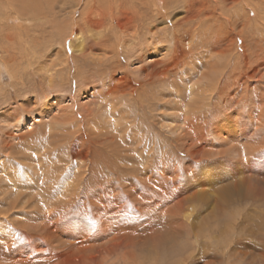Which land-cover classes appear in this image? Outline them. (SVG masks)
Listing matches in <instances>:
<instances>
[{
  "label": "rangeland",
  "instance_id": "1",
  "mask_svg": "<svg viewBox=\"0 0 264 264\" xmlns=\"http://www.w3.org/2000/svg\"><path fill=\"white\" fill-rule=\"evenodd\" d=\"M169 1L151 57L155 0H0V264H264V0Z\"/></svg>",
  "mask_w": 264,
  "mask_h": 264
},
{
  "label": "bare ground",
  "instance_id": "2",
  "mask_svg": "<svg viewBox=\"0 0 264 264\" xmlns=\"http://www.w3.org/2000/svg\"><path fill=\"white\" fill-rule=\"evenodd\" d=\"M129 1V0H128ZM150 1V0H149ZM168 1L169 0H155V3L152 5V9L154 8V13H155V16H152V17H156L157 19H159V20H155L154 21V24H153V26L151 25H149V27H148V24H147V27H146V32H148V33H152L151 35H150V39H149V42L147 43V46L144 48V51H142V53H145V54H150V56L152 57V56H154L153 54L154 53H156V50H157V48L155 49V47H156V45H162V43H167L168 44V42H169V39H168V32H167V28H168V23L170 22V23H172L171 22V18H169V16L171 15V13L169 12L170 10H168L167 9V5L169 4L168 3ZM171 1V0H170ZM169 1V2H170ZM182 0H179L178 2H174V3H177V4H180V3H184V1H182ZM188 1V0H187ZM172 2V1H171ZM129 3V2H128ZM182 3V4H183ZM200 2H199V0H190L189 1V3H185L184 5H183V7L185 8V6L187 5V4H189L188 6H186V10H187V15H185V17L182 19V20H184L185 19V21H188V18H189V16H193V14L195 15V16H199V15H202V13H203V8H198V4H199ZM161 4H164L163 5V7H161ZM176 4V5H177ZM181 4V5H182ZM170 5H172V3L170 4ZM28 7H29V5H28ZM128 7H129V5H128ZM168 7H170V6H168ZM90 8V7H89ZM133 8V7H132ZM159 8V9H158ZM120 9V8H119ZM123 10H126V9H123ZM133 10V9H132ZM135 10V9H134ZM136 11V10H135ZM144 11V10H143ZM146 11V10H145ZM140 12V11H139ZM40 13V12H39ZM143 13H145V12H143ZM147 13V12H146ZM112 15V14H111ZM110 15V16H111ZM122 15V14H121ZM130 15V14H129ZM141 15H142V11H141ZM145 15V14H144ZM143 15V16H144ZM150 15V14H149ZM115 16V15H114ZM117 16V15H116ZM120 16V15H119ZM131 16V15H130ZM129 16V17H130ZM133 16V15H132ZM142 16V17H143ZM197 16V17H198ZM139 17H140V15H139ZM141 17V18H142ZM152 17L150 18V19H152ZM125 19L126 20V22H127V20H128V22H130V20L132 19H130V18H128L127 19V17L126 16H120V17H118V20H120V19ZM141 18H138V19H140V23H141ZM146 18V17H145ZM143 19V20H145V22H146V19ZM113 19H114V17H113ZM116 19V18H115ZM137 19V18H136ZM160 19L162 20L163 19V22H164V26L162 27L161 26V28L160 27H158L157 26V22L158 21H160ZM117 20V19H116ZM133 20V19H132ZM199 20V19H198ZM111 21H113L112 19H111ZM124 21V20H123ZM132 22V21H131ZM136 22V21H135ZM149 22V21H148ZM152 22V21H151ZM162 22V21H161ZM196 22H198V21H196ZM200 22V21H199ZM98 23V24H97ZM97 23H95L96 25H102L101 23H103V20H101L100 19V21H97ZM124 23V22H123ZM133 23V22H132ZM139 23V22H138ZM126 23H124V24H122V23H118V27L120 28V29H122V31H120L121 33H124L125 35L128 33H126L125 32V30L126 31H129L130 30V26L128 27V26H126L125 25ZM129 24H131V23H129ZM197 24V23H196ZM103 25H105V24H103ZM102 25V26H103ZM133 26H134V24H132ZM174 25H175V23H173L172 24V26L174 27ZM203 25V24H202ZM145 26H146V24H145ZM193 26V25H192ZM198 26V25H197ZM200 26V25H199ZM100 27V26H99ZM135 27V26H134ZM137 27V26H136ZM196 27V26H195ZM123 28H125V30L123 31ZM140 28V27H139ZM71 29H73V28H71ZM70 29V30H71ZM138 29V28H137ZM196 29V28H195ZM198 29V28H197ZM69 30V31H70ZM89 30V29H88ZM135 30V29H134ZM205 30V29H204ZM74 31V30H73ZM194 31V30H193ZM75 32V31H74ZM137 32V31H136ZM131 33H134V31H132ZM72 35H73V33H72ZM121 36V35H120ZM119 36V37H120ZM200 36V35H199ZM128 37V36H127ZM171 37H172V35H171ZM132 38H134V37H132ZM81 39V38H80ZM174 40V42H176V40H175V37L173 38ZM104 40V39H103ZM122 40L121 39H119V42H120V44L122 43L121 42ZM105 43L104 41H101V43ZM124 42H125V40H124ZM155 42H157V43H155ZM160 42H162L161 44H160ZM92 43V42H91ZM90 43V44H91ZM100 43V44H101ZM107 43V42H106ZM105 43V44H106ZM214 43V42H213ZM98 44H99V41H98ZM119 44V43H118ZM125 44V43H124ZM89 45V44H88ZM94 45L96 46V43L94 42ZM109 45V44H108ZM84 44H83V41L81 40L80 41V43H79V47L77 48V51L78 52H81V53H83L82 51L84 50ZM88 47H90V45L88 46ZM106 47V46H105ZM105 47H103V48H105ZM114 47V46H113ZM113 47L111 48V49H113ZM141 47H142V45H140L139 46V49L141 50ZM212 47V46H211ZM91 48H94V47H92L91 46ZM90 48V49H91ZM101 48V47H100ZM102 48V49H103ZM220 48V47H219ZM154 49V50H153ZM214 49H217V48H214ZM213 50V49H212ZM141 53V52H140ZM84 54V53H83ZM117 54V53H116ZM144 54V55H145ZM142 55V54H141ZM135 56H137V55H135ZM118 57V56H117ZM141 57V56H140ZM98 58H100V57H98ZM137 60V59H136ZM171 60V59H170ZM107 61V60H106ZM5 62V61H4ZM164 62V61H163ZM167 65V64H166ZM172 65V64H171ZM175 65H176V63H175ZM170 66V65H169ZM178 66V65H177ZM167 68V67H166ZM175 68V67H174ZM178 68V67H177ZM172 70V69H171ZM8 71V70H7ZM167 71V70H166ZM3 72V70H1V73ZM194 73V72H193ZM192 74V73H191ZM195 74V73H194ZM193 75V74H192ZM50 77V76H49ZM189 79V78H188ZM206 79V78H205ZM191 80V79H190ZM206 80H208V79H206ZM192 82V81H191ZM197 83V82H196ZM195 85V83H191L190 84V86L191 87H193ZM95 86H97V83H95ZM131 87V86H130ZM190 87V88H191ZM131 88H133V87H131ZM137 88V87H136ZM109 89V88H108ZM116 90V89H115ZM115 90H114V95H115ZM131 92V91H130ZM126 93V92H125ZM132 93V92H131ZM130 94V93H129ZM106 95V94H105ZM212 95V94H211ZM120 96V95H119ZM114 97V96H113ZM127 97H129V96H127ZM46 98V97H45ZM184 109H183V111L185 112L186 111V106L185 107H183ZM110 113H112L113 112V110H110L109 111ZM183 112V113H184ZM125 115V114H124ZM43 116V115H42ZM32 119V118H31ZM33 120V122H34V120H35V118H33L32 119ZM32 121H31V123H33ZM95 122V121H94ZM97 122V121H96ZM102 123V122H101ZM119 123H120V121H119V119H117V121L114 123V127L113 128H115V129H117L118 128V126H119ZM34 124V123H33ZM97 124V123H96ZM168 125V124H167ZM104 126V125H103ZM112 127V126H111ZM120 127V126H119ZM176 129H175V132H177L179 129H180V126H177V127H175ZM118 130V129H117ZM121 133V132H120ZM47 138V137H46ZM199 143V142H198ZM43 146V145H42ZM233 148H234V146H233ZM246 149H247V147H246ZM254 149V148H253ZM138 150V149H137ZM233 150V149H232ZM134 151V150H133ZM136 151V150H135ZM139 152V151H138ZM255 152V151H254ZM141 153V152H140ZM139 153V154H140ZM235 153V152H234ZM236 153L238 154V155H240V150L238 149V150H236ZM57 154V153H56ZM118 154V153H117ZM245 154H247V152L245 151V152H243V154L241 153V155H245ZM252 154V153H251ZM133 155V154H132ZM240 155V156H241ZM49 156H50V154H49ZM48 156V157H49ZM54 156H55V154H54ZM53 156V157H54ZM87 156V155H86ZM141 156V155H140ZM59 158V157H58ZM139 158V157H138ZM146 158V157H145ZM250 158V157H249ZM259 159V158H258ZM65 160V159H64ZM230 160H232V159H230ZM238 160V159H237ZM63 162V160H62V158H60V160L57 162H52V160L50 159V157H49V159H48V165H47V163H46V165H39L38 167V170L40 169L41 170V173H44V174H42L44 177H45V180H46V178H47V180H46V183L44 184L45 185V191H44V193H42V192H40L39 193V195L40 194H42L43 196H53V195H57V197H59V195L60 194H63L64 195V193H66V191L68 190V188L72 185V182H71V180H70V177H69V175H67L66 174V172H64L63 170H64V165L62 166V165H60V163H62ZM149 162V161H148ZM114 163V162H113ZM250 163V162H249ZM45 164V163H44ZM86 164V163H85ZM84 164V165H85ZM112 164V163H111ZM231 164V163H230ZM255 164V166H257L258 168L257 169H259V171L261 172V173H263L264 174V160H262V161H259V162H257V161H253V163L252 164H250V168H251V165L253 166ZM38 165V164H37ZM232 165V164H231ZM238 166V165H237ZM254 166V167H255ZM234 167V166H233ZM244 167V166H243ZM246 167H247V165H246ZM37 168V167H36ZM245 168V167H244ZM253 168V167H252ZM115 169V168H114ZM253 170V169H252ZM228 171V170H227ZM232 171H234V169H232ZM236 171V170H235ZM15 172V171H14ZM62 172L63 173H65V174H62ZM40 173V172H39ZM40 173V174H41ZM229 173H231V172H229ZM14 174H16V173H14ZM14 174H11V177H10V186H12V185H14L15 187H17L18 186V183H17V180H16V176L14 175ZM233 174H235L234 172H233ZM232 174V175H233ZM252 174H253V176L255 177V175H259L260 173H258V171L256 172H253L252 171ZM245 175V174H244ZM8 176H10V175H8ZM41 176V175H40ZM238 176H240V175H238ZM251 177L252 179L254 178V177ZM232 177H234V176H232ZM231 177V178H232ZM259 177V176H258ZM43 178V177H42ZM244 178V177H243ZM38 179V178H37ZM255 179V178H254ZM44 180V181H45ZM244 180H246V182H247V179H241L239 182H235V183H228V184H225L224 186H222V187H220V193H223V198H224V201H222L221 203L223 204L221 207H219L217 210H218V216H220L222 213H223V211H224V209L226 210L227 208V206H229L230 204H233V203H236V202H238L239 200H240V198H241V200L242 199H244V200H246V196H248V194L249 195H254V196H260V197H264V193H259L258 191H257V189L259 188V187H246V188H244V186L242 185L244 182H241V181H244ZM257 181H258V179H256ZM260 180V179H259ZM35 181V180H34ZM38 181V180H37ZM245 182V183H246ZM38 183V182H37ZM36 184V183H35ZM22 186V185H21ZM10 188V187H9ZM19 188V187H18ZM17 188V189H18ZM41 188V187H40ZM6 189V188H5ZM17 189H12V190H17ZM7 190V189H6ZM41 190V189H40ZM39 190V191H40ZM264 190V189H263ZM13 191V192H14ZM42 191V190H41ZM249 191V193L247 194V192ZM70 193V192H69ZM251 193H253V194H251ZM67 194V193H66ZM245 197V198H244ZM192 198V197H191ZM239 199V200H238ZM46 200V199H45ZM247 201V200H246ZM49 202V201H48ZM54 202V201H53ZM226 202H228V203H226ZM224 203H226L227 205H224ZM251 203H252V201H251ZM259 203V202H258ZM237 205V204H236ZM215 208V207H214ZM231 209V208H230ZM184 210V212H185V209H183ZM188 210V209H187ZM216 210V209H215ZM228 210V209H227ZM224 219V218H223ZM221 220V219H220ZM77 227V226H76ZM221 227V226H220ZM222 228V227H221ZM179 231V230H178ZM123 233V232H122ZM167 235V234H166ZM212 235V234H211ZM164 236H165V234H164ZM184 236V235H183ZM160 238V237H159ZM159 245V244H158ZM257 245V244H256ZM152 247H153V245H152ZM151 250V249H150ZM230 255V254H229ZM146 256V255H145ZM239 260V262H240V259H238ZM236 261V260H235ZM242 261V260H241ZM152 263V262H151ZM236 263V262H235ZM234 263V264H235ZM144 264V263H143ZM153 264V263H152ZM239 264V263H238Z\"/></svg>",
  "mask_w": 264,
  "mask_h": 264
},
{
  "label": "snow or ice",
  "instance_id": "3",
  "mask_svg": "<svg viewBox=\"0 0 264 264\" xmlns=\"http://www.w3.org/2000/svg\"><path fill=\"white\" fill-rule=\"evenodd\" d=\"M0 243H2V242H0Z\"/></svg>",
  "mask_w": 264,
  "mask_h": 264
}]
</instances>
